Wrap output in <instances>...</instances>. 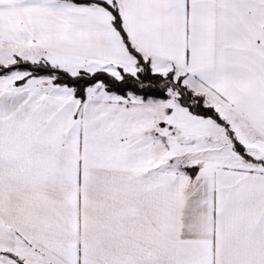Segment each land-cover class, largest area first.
Wrapping results in <instances>:
<instances>
[{"label": "snow or ice", "instance_id": "1", "mask_svg": "<svg viewBox=\"0 0 264 264\" xmlns=\"http://www.w3.org/2000/svg\"><path fill=\"white\" fill-rule=\"evenodd\" d=\"M0 264H264V0H0Z\"/></svg>", "mask_w": 264, "mask_h": 264}]
</instances>
